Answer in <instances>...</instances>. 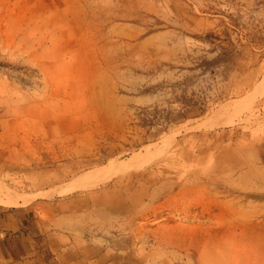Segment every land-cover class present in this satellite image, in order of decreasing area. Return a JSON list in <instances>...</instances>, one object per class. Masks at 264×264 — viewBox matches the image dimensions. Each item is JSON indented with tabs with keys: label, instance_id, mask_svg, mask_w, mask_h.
I'll return each mask as SVG.
<instances>
[{
	"label": "rangeland",
	"instance_id": "374dc122",
	"mask_svg": "<svg viewBox=\"0 0 264 264\" xmlns=\"http://www.w3.org/2000/svg\"><path fill=\"white\" fill-rule=\"evenodd\" d=\"M0 211V264H264V0H0Z\"/></svg>",
	"mask_w": 264,
	"mask_h": 264
},
{
	"label": "crops",
	"instance_id": "0c3cea01",
	"mask_svg": "<svg viewBox=\"0 0 264 264\" xmlns=\"http://www.w3.org/2000/svg\"><path fill=\"white\" fill-rule=\"evenodd\" d=\"M25 225L26 222L19 217L16 218L12 212L5 213L0 211V248L2 249L1 246L6 245L10 250L8 252L9 255L7 254L9 261L15 257L17 250L19 251V257L23 258L25 255V251L23 250L25 244L33 248L30 233L25 231ZM2 257L0 255V260Z\"/></svg>",
	"mask_w": 264,
	"mask_h": 264
},
{
	"label": "bare ground",
	"instance_id": "6f19581e",
	"mask_svg": "<svg viewBox=\"0 0 264 264\" xmlns=\"http://www.w3.org/2000/svg\"><path fill=\"white\" fill-rule=\"evenodd\" d=\"M258 95V94H257ZM14 203V202H13ZM15 204V203H14Z\"/></svg>",
	"mask_w": 264,
	"mask_h": 264
}]
</instances>
